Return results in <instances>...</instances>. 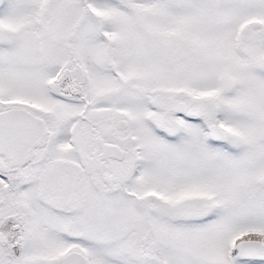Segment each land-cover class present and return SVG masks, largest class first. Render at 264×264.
Returning a JSON list of instances; mask_svg holds the SVG:
<instances>
[{
  "label": "snow or ice",
  "instance_id": "snow-or-ice-1",
  "mask_svg": "<svg viewBox=\"0 0 264 264\" xmlns=\"http://www.w3.org/2000/svg\"><path fill=\"white\" fill-rule=\"evenodd\" d=\"M0 264H264V0H0Z\"/></svg>",
  "mask_w": 264,
  "mask_h": 264
}]
</instances>
